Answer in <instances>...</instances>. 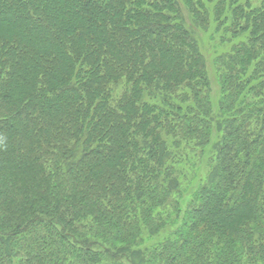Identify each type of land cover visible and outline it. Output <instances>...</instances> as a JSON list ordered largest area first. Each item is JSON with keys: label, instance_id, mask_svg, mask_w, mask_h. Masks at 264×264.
<instances>
[{"label": "trees", "instance_id": "16d2710c", "mask_svg": "<svg viewBox=\"0 0 264 264\" xmlns=\"http://www.w3.org/2000/svg\"><path fill=\"white\" fill-rule=\"evenodd\" d=\"M258 2L0 0V264H264Z\"/></svg>", "mask_w": 264, "mask_h": 264}, {"label": "rangeland", "instance_id": "374dc122", "mask_svg": "<svg viewBox=\"0 0 264 264\" xmlns=\"http://www.w3.org/2000/svg\"><path fill=\"white\" fill-rule=\"evenodd\" d=\"M253 5H258V0H252ZM200 40L203 43V52L207 59V69L208 76L211 84V99L214 106H216L218 102V98L220 95V88L218 84L217 72L215 70L213 61L215 57L223 52L226 47H222L220 44L219 34H214V31H209L208 33L200 32L199 34ZM212 37V38H211ZM213 40V41H211Z\"/></svg>", "mask_w": 264, "mask_h": 264}]
</instances>
